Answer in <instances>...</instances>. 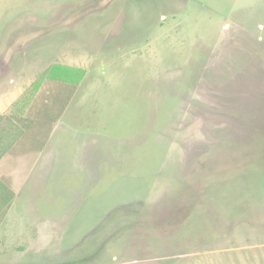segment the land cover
<instances>
[{
  "label": "rangeland",
  "instance_id": "rangeland-1",
  "mask_svg": "<svg viewBox=\"0 0 264 264\" xmlns=\"http://www.w3.org/2000/svg\"><path fill=\"white\" fill-rule=\"evenodd\" d=\"M18 131L0 264H264V0H0Z\"/></svg>",
  "mask_w": 264,
  "mask_h": 264
},
{
  "label": "trees",
  "instance_id": "trees-1",
  "mask_svg": "<svg viewBox=\"0 0 264 264\" xmlns=\"http://www.w3.org/2000/svg\"><path fill=\"white\" fill-rule=\"evenodd\" d=\"M20 133L19 131L17 133H8V137H10L9 141H7V143L5 145H0V157L5 153V151L10 148V146L14 143L15 141V136H17V134ZM1 140V138H0ZM6 205L9 204V202H5ZM53 264H58V263H53Z\"/></svg>",
  "mask_w": 264,
  "mask_h": 264
},
{
  "label": "crops",
  "instance_id": "crops-1",
  "mask_svg": "<svg viewBox=\"0 0 264 264\" xmlns=\"http://www.w3.org/2000/svg\"><path fill=\"white\" fill-rule=\"evenodd\" d=\"M63 264H71V263H69V262H66V263H63Z\"/></svg>",
  "mask_w": 264,
  "mask_h": 264
}]
</instances>
